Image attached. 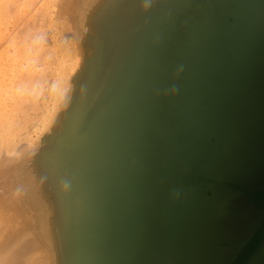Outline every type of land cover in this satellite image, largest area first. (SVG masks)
Wrapping results in <instances>:
<instances>
[{"label": "water", "instance_id": "water-1", "mask_svg": "<svg viewBox=\"0 0 264 264\" xmlns=\"http://www.w3.org/2000/svg\"><path fill=\"white\" fill-rule=\"evenodd\" d=\"M174 2L137 43L140 20L105 81L83 129L104 144L74 143L99 161V197L67 206L72 264H230L259 224L231 186L264 193V0Z\"/></svg>", "mask_w": 264, "mask_h": 264}, {"label": "rangeland", "instance_id": "rangeland-1", "mask_svg": "<svg viewBox=\"0 0 264 264\" xmlns=\"http://www.w3.org/2000/svg\"><path fill=\"white\" fill-rule=\"evenodd\" d=\"M174 1L0 0V264L73 263L67 206L78 195L87 203L92 193L99 197L92 189L99 161L74 143L104 144L100 124L97 137L83 129L105 81L140 20L137 43ZM112 113L100 118L106 138ZM144 159L157 181L158 160ZM73 168L83 181L78 192L69 182Z\"/></svg>", "mask_w": 264, "mask_h": 264}, {"label": "flooded vegetation", "instance_id": "flooded-vegetation-1", "mask_svg": "<svg viewBox=\"0 0 264 264\" xmlns=\"http://www.w3.org/2000/svg\"><path fill=\"white\" fill-rule=\"evenodd\" d=\"M147 181L152 184L150 177ZM151 184L149 185L150 187H152ZM231 189L234 192H241L247 196L248 203L251 206V209L247 213V222H251L252 220L259 221V224L230 264H264V193L247 190L240 186H231ZM241 204L245 206L244 201H241ZM240 216L241 218L243 216V221L245 222V214L239 215V212L233 214L232 220L234 218L239 219ZM219 233L221 237L225 235L224 230ZM228 245L226 244L225 246L227 247Z\"/></svg>", "mask_w": 264, "mask_h": 264}, {"label": "bare ground", "instance_id": "bare-ground-1", "mask_svg": "<svg viewBox=\"0 0 264 264\" xmlns=\"http://www.w3.org/2000/svg\"><path fill=\"white\" fill-rule=\"evenodd\" d=\"M1 214H2V213H1ZM2 216H3V214L1 215L0 219H1L2 221H4V220H3L4 218H3ZM2 218H3V219H2Z\"/></svg>", "mask_w": 264, "mask_h": 264}]
</instances>
